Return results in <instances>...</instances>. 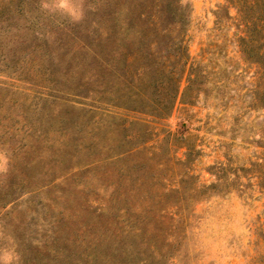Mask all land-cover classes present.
<instances>
[{"label":"rangeland","instance_id":"374dc122","mask_svg":"<svg viewBox=\"0 0 264 264\" xmlns=\"http://www.w3.org/2000/svg\"><path fill=\"white\" fill-rule=\"evenodd\" d=\"M174 1L71 0L75 19L57 0H0V255L12 264H264V193L249 177L264 110L226 0H178L201 92L150 114L166 42L149 26ZM219 164L244 168L243 187L219 182Z\"/></svg>","mask_w":264,"mask_h":264},{"label":"trees","instance_id":"16d2710c","mask_svg":"<svg viewBox=\"0 0 264 264\" xmlns=\"http://www.w3.org/2000/svg\"><path fill=\"white\" fill-rule=\"evenodd\" d=\"M226 2V7L233 8L235 11L234 16L228 17L232 19V23L236 29L235 41L238 49L244 60L256 68V79L257 84H259L262 105L261 109L264 110V0H226ZM114 14V9L110 5H107L103 16L104 20H106V31L109 34H116L118 31L117 25L112 23L115 20L113 17ZM186 23L187 16L178 0L174 1V4L168 2L165 6V24L159 25L154 19L150 22L149 31H152L154 34L165 35L166 42L165 65H161L159 70L157 68L155 69L156 77L154 83L163 84L162 88L164 90L150 113L155 118H166L169 116L179 96L181 97L182 103L189 104V100L201 92L193 88L196 74L190 72V69L187 68L189 55L185 45ZM127 26L129 29H133L134 27L131 23H128ZM84 44L92 56L97 54L92 40L87 39ZM93 70V64L90 63L89 71L92 73ZM183 81L186 82V85L182 88ZM93 91H96V89L92 88L86 94L90 95ZM167 134L170 135L169 132ZM262 147L264 148V143ZM189 154V151L184 153L185 156ZM253 165L259 167V172H257L256 176L253 174L249 177L256 179L257 186L264 193V157L261 163H254ZM217 170L220 173L216 175L219 182L230 185L237 183L238 185H242V187L245 184L244 182H239V174L237 172L238 170H244V168L233 170L231 168L227 169L224 165L219 164ZM227 170H231L232 175H234L231 176V181L225 177L224 173ZM204 187L206 186L203 185L202 188ZM261 229L259 239L264 242V231L262 227Z\"/></svg>","mask_w":264,"mask_h":264},{"label":"clouds","instance_id":"9594fccd","mask_svg":"<svg viewBox=\"0 0 264 264\" xmlns=\"http://www.w3.org/2000/svg\"><path fill=\"white\" fill-rule=\"evenodd\" d=\"M46 8L49 5H44ZM56 6L61 9L67 11L70 15H72L75 19L80 18V13L77 12L75 7L72 5L71 0H57ZM18 259V257H17ZM13 256L11 253L5 251L3 255H0V264H12Z\"/></svg>","mask_w":264,"mask_h":264}]
</instances>
